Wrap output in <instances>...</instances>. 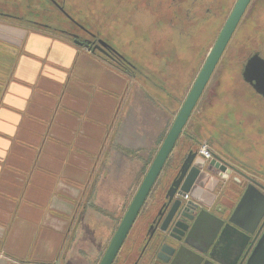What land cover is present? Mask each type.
Returning <instances> with one entry per match:
<instances>
[{
    "label": "crops",
    "instance_id": "0c3cea01",
    "mask_svg": "<svg viewBox=\"0 0 264 264\" xmlns=\"http://www.w3.org/2000/svg\"><path fill=\"white\" fill-rule=\"evenodd\" d=\"M189 87L168 107L90 48L0 20V264H98Z\"/></svg>",
    "mask_w": 264,
    "mask_h": 264
},
{
    "label": "flooded vegetation",
    "instance_id": "af4514ba",
    "mask_svg": "<svg viewBox=\"0 0 264 264\" xmlns=\"http://www.w3.org/2000/svg\"><path fill=\"white\" fill-rule=\"evenodd\" d=\"M28 1L30 2V0ZM34 1L31 0L33 4H35ZM134 1L140 3L141 7L144 6L143 9L150 7L148 3L152 1L153 7L150 8L153 17L151 41H155L156 50L154 55L160 58L161 56L169 57V55L174 54V60L177 61V64L178 61H181L180 55L177 54L179 48L177 41H180L183 37L191 38L192 41H201L199 37L196 40L195 35L202 34L204 37V32L208 31L211 34L210 41H217L218 34L222 30V28H219L223 11L222 5L227 8L231 0ZM39 2L36 4L41 5L40 0ZM47 2L52 3L59 10L60 13L58 14L74 24L80 32L70 30L67 27L60 28L59 24L61 22L55 19L53 23L52 21L49 23L33 21V23L48 28L49 31L67 37L72 41H79L84 46L88 45L86 47L91 50L99 45L101 41L105 46L99 45L100 49H96L94 53L116 67H120L122 71L130 72L131 70L132 74L137 75L135 66L110 43L109 38L100 37L82 21L70 16L63 4L57 0H47ZM1 13L10 15L8 11H1ZM10 16L22 19L21 16ZM229 45L230 43L227 48ZM252 55L244 59L240 71L241 78L244 66ZM203 60L205 61V52ZM168 63L169 61L166 62V64ZM171 64L170 62L169 66ZM155 70L157 72L154 74H159L163 69L157 67ZM188 137V141L182 142L180 146V139L175 145L162 170L165 176L164 181L156 187L154 185L112 264H264V239L261 248L258 249L256 254L254 253L264 235V229L257 236L255 233L250 236L248 234V237L239 236L238 238L229 227L223 235L218 232L221 222H223V227L224 225L233 226L230 220L246 190H249L250 194L241 205V210L244 211L240 216L241 218L247 212H251V208L255 204H264V184L231 164L218 161L215 158L216 163L214 165L203 161L198 156L199 146L196 142H192V136ZM177 147L180 148L175 151ZM190 153L195 154L193 163L204 165L200 169L197 178V183H199L203 192L199 200L193 201L191 198L186 202L182 198L184 193L181 191L183 183L181 181L183 176L182 166ZM192 167L193 164L190 169ZM170 191L172 194H169ZM170 195H173L172 199ZM234 222L241 223L236 220ZM241 224L244 225V223ZM238 239L240 241L247 240L243 251L236 246Z\"/></svg>",
    "mask_w": 264,
    "mask_h": 264
},
{
    "label": "rangeland",
    "instance_id": "374dc122",
    "mask_svg": "<svg viewBox=\"0 0 264 264\" xmlns=\"http://www.w3.org/2000/svg\"><path fill=\"white\" fill-rule=\"evenodd\" d=\"M27 1L0 0L1 11L22 17L19 20L0 17V20L35 29L39 26L33 21L53 23L55 19L61 22L60 28L80 32L74 24L62 18L59 10L47 0H40L41 5L36 4L39 0H35V4ZM57 1L63 4L70 16L82 21L100 37L109 38L110 43L135 66L137 82L143 84L158 103L168 107H177L178 103L173 99L180 97L188 86L191 89L205 62L204 52L206 60L216 42L210 41L208 31L204 32V37L202 34L195 35L196 40L199 37L201 41L183 37L177 41V54L181 61L176 64L174 54L160 58L154 55L155 41H151L152 1L148 3L150 7L145 9L134 0ZM236 1L231 0L227 8L222 5L219 28H223ZM232 39L182 133L179 146L188 141V136H192V142L198 146L208 142L213 153L223 162L243 170L264 184V98L242 80L240 73L244 59L249 55L257 52L264 58V0L252 1ZM170 62L172 64L169 66ZM157 67L163 70L154 74ZM165 137L162 136L160 140ZM154 154L155 151L150 152V155ZM164 178L162 173L155 187Z\"/></svg>",
    "mask_w": 264,
    "mask_h": 264
},
{
    "label": "water",
    "instance_id": "95a60500",
    "mask_svg": "<svg viewBox=\"0 0 264 264\" xmlns=\"http://www.w3.org/2000/svg\"><path fill=\"white\" fill-rule=\"evenodd\" d=\"M251 0H237L229 17L227 18L215 44L213 45L211 51L209 52L197 78L195 79L187 97L185 98L171 128L169 129L165 139L159 147L157 154L155 155L147 173L145 174L137 192L135 193L127 211L125 212L121 222L119 223L104 255L102 256L99 264H112L115 260L129 230L131 229L135 219L137 218L141 208L146 202L150 192L152 191L154 185L156 184L169 156L175 148L178 140L180 139L189 119L191 118L203 92L205 91L207 85L210 82V79L221 61L225 50L230 43L234 33L237 30V27L245 14ZM77 44L82 45L79 41H75ZM101 46H105L104 43H99ZM99 45L92 49L93 52H96V49H100ZM88 46V45H86ZM98 47V48H97ZM242 78L245 83L250 85L253 90L264 97V59L258 54H254L250 56L247 60L243 72ZM213 156L216 160L223 162L220 158H218L214 153ZM195 154L190 153L188 158L185 160L182 166L183 176L181 181L182 188L181 191L184 194H190L193 201L199 200L202 195V189L199 183H197V178L200 173V169L203 168L204 165L193 163V158ZM216 161H212L211 165H214ZM193 167L190 169V166ZM190 169V170H189ZM189 171V172H188ZM188 172V173H187ZM194 172V174H192ZM169 194H172L171 191ZM249 190H246L243 195L239 205L237 206L233 217L230 220V225H224L221 222V225L218 229V232H221L220 235L227 230L229 227L232 229L233 233L239 236H247L248 234L254 235L256 233L259 234L264 229V204H255L251 208V212H247L243 218L242 214L244 213L242 208V203L246 197L249 195ZM171 199L173 195H170ZM248 200V198H247ZM241 218V219H239ZM197 220V219H196ZM240 221L234 222V221ZM250 228H249V227ZM223 227V228H222ZM264 239V235L259 241L254 253L261 248L262 241ZM247 240L238 239L236 242L237 248L243 251L246 247ZM238 244V245H237ZM253 253V255H254ZM260 258V256H258Z\"/></svg>",
    "mask_w": 264,
    "mask_h": 264
},
{
    "label": "built area",
    "instance_id": "2783aa9c",
    "mask_svg": "<svg viewBox=\"0 0 264 264\" xmlns=\"http://www.w3.org/2000/svg\"><path fill=\"white\" fill-rule=\"evenodd\" d=\"M198 156L207 163H211L212 161H215L213 156V151L210 145L208 144V142H203L199 145ZM182 198L184 199V201L187 202L188 200L191 199V196L190 194H184Z\"/></svg>",
    "mask_w": 264,
    "mask_h": 264
},
{
    "label": "trees",
    "instance_id": "16d2710c",
    "mask_svg": "<svg viewBox=\"0 0 264 264\" xmlns=\"http://www.w3.org/2000/svg\"><path fill=\"white\" fill-rule=\"evenodd\" d=\"M0 17H1V18H4V19H18V20L21 19V18H15V17H12V16H10V15H8V14H7V15H6V14H2V13H1V10H0ZM39 27H40V26H39ZM39 27H37V28L39 29ZM40 29L48 30V31H49V29H48V28H45V27H41ZM130 67H131V66H130ZM117 68H120V67L117 66ZM120 69H121V68H120ZM131 69L133 70V68H131ZM121 70H122V69H121ZM126 73H130V74H132V73H131V70H130V72H129V71H128V72L126 71ZM133 75H134V74H133ZM152 160H153V159L150 160V162L148 163L147 166H150V165H151Z\"/></svg>",
    "mask_w": 264,
    "mask_h": 264
}]
</instances>
